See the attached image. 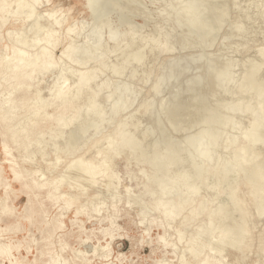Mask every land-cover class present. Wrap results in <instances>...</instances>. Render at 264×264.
I'll return each mask as SVG.
<instances>
[{
    "label": "rangeland",
    "instance_id": "rangeland-1",
    "mask_svg": "<svg viewBox=\"0 0 264 264\" xmlns=\"http://www.w3.org/2000/svg\"><path fill=\"white\" fill-rule=\"evenodd\" d=\"M180 1L39 0L35 6V13L30 18L32 20L22 21L11 14L6 15V20L0 25V54H8L11 51L9 37L20 36L28 43L36 36L41 37L43 30L49 27L44 13L52 9L58 18L65 16L62 26L55 27L56 30L53 29L55 34L60 36L59 44L53 50L55 59L60 57L61 50L70 40L72 44L75 43L76 48H80L79 53L82 50H88V53L92 54V61L89 59L91 62L88 61L85 65L79 66L76 63L69 65L60 59L58 66L41 74L42 76H37L34 79L36 85L29 89L30 100L33 96L35 97L36 89H41V97L49 98L51 94L49 89L51 87L54 89L57 84V74L61 71V67L70 66L83 71L94 70L97 79L91 81L92 88L94 83L95 85L100 84L101 81L109 83L106 82V88L101 89L102 92L97 95V100L105 114L99 124H95L98 123L97 119L95 121L82 118L85 127L83 123L71 125L63 133L62 138H56V140L50 136L48 127L45 129L48 133L40 137V142L43 143L34 145L36 153L29 157H25L21 149H15L8 140L11 155H5L0 134V245H7L8 254H11L0 253V264H9V259H13L17 264H45V262L59 264L63 261L66 264H165V262L179 264L181 260H185L182 264H196L198 259L191 257L184 242L194 235L200 221L202 224L206 219L205 213L183 224L181 219L185 212L181 213L165 228L161 212L153 208L155 197L148 193L154 186L155 180H158V176L161 175L159 173L161 170L157 169L160 167L159 164L163 160H172L181 154L180 156L185 160L182 159V170L192 174L190 176L194 179L191 166L200 159L196 157V152L193 153L195 151L194 147L192 148L193 139L202 134V131L205 135L210 132L206 135L208 137L204 136V142L211 134L217 136V143L211 151L212 161L197 179L200 188L199 198L207 195V198H210L213 192L220 193L229 183L230 176L233 174V165L228 163L234 159L237 162L235 165L238 164L236 167L241 166L238 157L241 150L237 149L236 153H233L231 139L238 145L242 144L244 142L242 132L247 130L246 128L256 115L263 114L257 122V128L252 131L258 138L253 141H251L253 135L249 138L250 147L247 155L250 162L245 166L242 175L251 174L259 165H263L264 168V123H262L264 122V102H262L264 100L261 99V102L257 104L259 99L255 100L256 92H254L258 90V86H260L259 89L264 87V65L260 66L254 81L259 85L255 83L252 85L257 86L254 87L255 89L251 87V84L242 86L245 74L251 70L252 66H258L264 55V0H189L191 4L194 3L192 4L195 6L194 9L197 8L193 18L198 24L194 28H192L193 22L195 23L193 18L189 20L191 23L185 22L179 13L181 5L187 4L188 0H183L184 4ZM28 24H33L34 27L27 26ZM36 24L38 25L35 26ZM67 25L80 29L79 37H74L73 34L71 37L64 38ZM39 26H42V29ZM37 28L42 32H38ZM21 29L22 35L19 32ZM95 36L101 39V50L95 47L97 41ZM4 46L7 47L4 48ZM38 46L30 49L34 50ZM94 56H98L99 59L97 61L92 59ZM99 61H101L100 67ZM226 64L228 66H225ZM113 65H118V68L122 66L118 74L112 73ZM68 75L70 73L66 72L65 77L69 85H72L75 75ZM223 78H228L229 82L226 86L223 85L225 88L222 89L221 79ZM5 86L6 83L0 84V96L4 94ZM125 86L128 90L129 104L127 103V107L124 106L125 108L123 107L116 114H111L109 110L115 99L119 94L124 95L127 91ZM130 89L132 95L131 92L129 95ZM19 95L20 92L15 94L16 97ZM83 100L85 101L84 96L81 98L82 102ZM248 105L252 106L251 111L246 109ZM204 114L206 116H203ZM119 121V126L121 125L128 133H131L136 143H140V149L133 154L127 148L121 149L119 155L111 158L112 164L109 161V174L104 177L95 174L92 178L94 180L91 181L85 178L86 171L82 170L74 175L75 168L72 164L78 156L90 160L94 165L100 163L101 157L106 156L107 159L111 152L105 141L113 133ZM90 124H93L95 128L93 129ZM82 128L87 129L86 132L84 130L82 133ZM48 136L51 138L48 139ZM103 144L104 146H101ZM53 148H57L56 151ZM192 154L195 155L192 157ZM57 157L59 160L56 159ZM153 160L155 163L161 160L158 162V167L151 164ZM15 162L16 169L25 175V180L35 183L48 182V184L41 189L25 188L22 184L23 180H15L11 172L10 166H14L12 163ZM226 166L231 167L227 169ZM213 168L225 170H223V178L219 179L221 184L218 185L217 190L209 188L213 181H216L215 177L210 175ZM153 172L156 173L154 176L150 174ZM55 178L56 180L65 179L60 184L61 187L59 185L55 195L64 194L57 200L48 197L52 182H57ZM246 193V185L238 183L237 194L242 196ZM68 194L74 197L71 199L70 206L66 207L64 198L66 199ZM224 194L220 193L218 200L225 199ZM3 198H5L4 203L1 201ZM245 201L249 203V197H246ZM196 203H198L197 199L194 201V204ZM2 204H7L9 210L3 212ZM212 205L210 207H213ZM248 206L252 212V204ZM227 207L232 208V205ZM232 213L234 215L228 216L229 224L240 223L241 214L237 211ZM253 222L252 238L248 240L251 242L249 248L236 249L226 246L222 249L223 252L221 250L219 253V251L216 252L219 244L214 241L210 244L211 248L213 246L210 252L217 259H221L223 264H264L263 254L259 251V239L264 238L262 232L264 216L254 218ZM178 230H181L183 234L181 240H176ZM162 235H165V241L159 238ZM209 239L210 236L204 235L197 240V243L205 242L206 244ZM175 245L177 248H174ZM180 251L184 256L181 254L178 256ZM205 251L209 252L207 248ZM52 256L57 263L50 260Z\"/></svg>",
    "mask_w": 264,
    "mask_h": 264
},
{
    "label": "bare ground",
    "instance_id": "bare-ground-1",
    "mask_svg": "<svg viewBox=\"0 0 264 264\" xmlns=\"http://www.w3.org/2000/svg\"><path fill=\"white\" fill-rule=\"evenodd\" d=\"M38 2H39V0H0V25L2 23H4V21L6 20L7 14H11V16L16 17V19H21L22 21L23 20H26V21L29 20L34 15L35 10H36L35 6L38 4ZM180 2L182 3L183 0H181ZM180 2L178 4H180ZM188 2H189V0H188ZM188 2H187V4L182 3L184 5H181V11L179 10L180 16L183 18V20L185 22H187V21L191 20V18H193V16L195 15V12H196L195 9H197V8L194 9L195 6L192 5L194 3L191 4L190 2L189 3ZM44 17H45L47 23L49 24V27H48V29L43 28L44 29L43 32L40 30V29H42L41 28L42 26L41 27L39 26L40 29L37 28V30H39L38 32H40V31L42 32L41 37H37L35 34L34 36H36V37H34L33 40H31V42L29 41V43H28L24 38H20V36L19 37L17 36L19 34V32L21 33V35L23 34L22 29H21V31H19L18 34L16 35L17 38H14V37L10 38L9 37V42H10L9 46L11 48V51L8 54H5V53L0 54V84L6 83L5 92H4V94L1 93L2 95L0 96V134L2 136V150L5 153V155H11V148H10V145L7 142V140L12 145L15 146V149H17V150L21 149V151L24 152L25 157L26 156L29 157L30 155L36 153L34 150V145H36V144L38 145L39 143H41L40 137H41V135H44V133H46L45 132L46 128L47 129H48V127L50 128V131H49L51 133L50 136H52L56 140V138L57 139L60 137L62 138L63 133L66 131V129H68L69 126L75 125L77 123H81V125H82V123L84 121V120H82V118H84L86 120L88 118H90V120L94 119L95 121L97 119L98 123L96 122L95 124H99V122L101 120H103V115H105V114H103L104 113L103 107L102 108L100 107V104L97 100V95L100 92H102V91H100L101 89L106 88V85H107L106 82H108V81L103 80L106 82L101 81L100 84H96V85L94 83V88H92L90 86L91 81H93L95 78L97 79V77H96L97 75H96V72L94 70H92V71L84 70L83 71L82 69H79V68L74 69V68H71L70 66L68 68L61 67V71L57 74L58 76H57V80H56L59 83L57 82V84L54 86V89H52V87L49 89V93H51V94H49L50 95L49 98L45 99V98L41 97V95H40L41 89L40 90L34 89L35 90L34 91L35 97L33 96L32 99L30 100L29 89L32 88L34 85H36L34 83V79L41 74L43 75V73L47 72L48 70H51L54 67L58 66L60 59H61V61L65 62L66 64L70 65V63H74V64L76 63L79 66L85 65L86 62H88V61L89 62L92 61L91 60L92 54L88 53V50H86V51L82 50V52L79 53L78 51L80 48L79 49L76 48V45H74L75 43L72 44L71 40L61 50L60 57L58 59L57 58L55 59V57L53 56V50L59 44L60 36H57L55 34L54 30H56L55 27L57 28V27L62 26L63 22L65 21L63 19V18H65V16L63 18H58V16H55V11L52 9V10L45 12ZM34 18H35V16H34ZM215 18H217V17H215ZM30 20H32V19H30ZM33 20H37V19H33ZM192 20L195 21V18H193ZM15 21H17V20H15ZM29 23H31V22H29ZM35 23H36V21H35ZM190 23H189V25H190ZM81 24H82V22H81ZM197 24H198L197 21H195V23L193 22V25L191 24L193 26L192 28H194V26ZM29 25H32V27H34L33 24H28L27 26H29ZM37 25L38 24H36L35 26H37ZM204 25H206V24H204ZM79 28H80V26H79ZM28 29H29V27H28ZM82 29L84 30V27ZM199 31H200V28H199ZM28 32H30V31H28ZM80 33H81L80 29L77 30V28L75 26L67 25L65 27V30H64V34H65L64 38L71 37L73 34H74V37H79ZM15 34H16V32H15ZM97 35H98V33H97ZM88 37L90 38L91 36L89 35ZM95 37H97V36H95ZM95 39L97 40L96 45L94 44L95 47L97 48V50L98 49L101 50L102 43H101L100 37H97ZM165 39L166 38H164V41H165ZM89 41H90V39H89ZM149 41L150 40H148V42ZM164 41H163V43H164ZM93 43H95V42H93ZM155 43L158 44V42H155ZM165 43H166V41H165ZM37 45H39V46L37 48H35L34 50L30 49L32 47L34 48ZM6 47L7 46H4V48H6ZM96 52H98V51H96ZM95 54H97V53H95ZM98 56H99V54H98ZM98 56H94V57H92V59H95L97 61L99 59ZM261 59H262L261 63H259L258 66L257 65L252 66L250 68L251 70H249V72L245 74L244 79L241 78L242 80H244V82L242 83V86L243 85L246 86V85L251 84V87H253V89H255L254 87H257V86H252V85H255V84L259 85L258 83H255L254 81H255V78L257 77L256 76L257 73L260 71V69H259L260 66L264 65V55H263V57H261ZM228 61H229V59H228ZM228 64H226L225 66H228ZM255 64H257V63H255ZM98 65L100 67L101 61L98 62ZM117 66H114L113 68H111L112 73L118 74V72L122 66L120 68H118ZM66 67H67V65H66ZM65 70H67V71H65ZM98 70H100V69H98ZM66 72L70 73V75H68V76H74V75L76 76V79H74L75 76L73 78L74 82L72 81L73 82L72 85L71 84L69 85L68 79L65 77ZM242 74H244V73H242ZM221 75H223L222 72H221ZM220 77L221 76H219V78ZM242 80H241V82H242ZM39 81H41V80H39ZM39 81L37 83H39ZM228 82H229L228 78L227 79H224V78L221 79L222 89L224 87L223 85L226 86ZM258 82H259V80H258ZM253 83H255V84H253ZM111 84H113V83H111ZM127 85H129V84H127ZM130 86H132V85H130ZM242 86H241V89H242ZM259 87L260 86H258V90L254 91V92H256L255 100L259 99L257 104H259L261 102V99L264 100V87L261 89H259ZM111 88H113V87H111ZM134 88H133V90H134ZM122 89H123V87H122ZM125 89L127 90V87ZM131 89L129 91V95H130ZM17 92H20V95L16 97L15 94ZM127 92H128V90L125 92L124 95L119 94V96L115 99V102H113V105L111 106V110H109L111 114H116L124 106L127 107L126 106V104L128 103L127 97H129ZM219 92H220V90H219ZM84 94H86V95H84ZM131 95H132V92H131ZM82 96H84V98H85V101L83 100L84 102L81 101ZM262 102H264V101H262ZM252 106L248 105V107L246 109L251 111ZM232 108H233V106H232ZM120 112H122V111H120ZM262 115L263 114L256 115L253 118V120L250 122L248 128H246L247 130L242 132L241 136L244 139V142L242 144L238 145L236 143V141H234L233 139H231L232 142L230 140V142H231L230 144L232 145V149H233L234 154L236 153L235 151H237V149L241 150V153L238 156L240 158L239 164H241V166L239 168H237L236 166H238V164L235 165L237 162H235V160L232 158H231L232 159L231 162H229L230 160H228L229 163L227 162L229 165L230 164L233 165V169H232L233 174H232V176H230L231 178H230L227 186H225L226 188H223L222 191H220V193H223V194L225 193L224 194L225 199H223L224 202L222 199H221L222 201L220 199H219L220 201L218 200V197L220 196L219 191L213 192V195L210 198L209 197L207 198L208 195L204 196L201 199L198 196L200 188L198 186L199 182L197 183V179H199L201 174L203 172H205V167H207V165H209L211 163L212 158H213L212 157L213 154H211L212 153L211 151L214 149L213 147L217 143V136H215L213 134L209 135V138H207L208 140H206L205 142L203 141L204 136L208 135V133H210V132L207 131L208 133L205 135L202 131V134H200L198 137H196L194 139L192 138L193 139L192 148L194 147L193 150H195V151H193V150L192 151H193V153L196 152L195 153L196 157L198 159H200L199 162L196 161V163H194V164L192 163L193 165L191 164L192 165L191 167L193 168L191 172H193L194 179H192L190 176L192 174L182 170L183 166L181 168V164L183 163L182 162L183 157L180 156L181 154L179 156H176V157L173 156L175 158L172 160L171 159L168 161L163 160L161 164L158 163L161 160H159L156 163L153 160V162L151 163L153 166H156V167H158L160 165V167H158L157 169L161 170V172L159 171V173H161V175L159 174L160 177L158 176V178H157L158 180H155L156 182H155L154 186H152V188L149 189L148 193H151L155 197L153 208L155 210H159L161 212V217L165 221V223L163 224L165 226V228L169 226V223H171L172 220H174L179 215H181V213L185 212L182 215V219H181L182 224L185 223L187 220H190L193 218H198L201 214H203V212L205 213L206 219L203 220L202 224L200 221L198 228H197V231H195L194 235H192L188 239V241L184 242V243H186V247L189 250L191 257L198 259L196 264H223L221 259H217L215 257V255L212 252H210L213 248V246H212V248L210 247V244L214 241L218 242L217 244H219V248H217L218 250H216V252L219 251V253L226 246H229V247L231 246V247L236 248V249H241L243 247L249 248L250 247L249 244L251 242L248 240H249V238H252V229L254 228V222H253L254 218L256 219V218L264 216V168L262 167L263 165H259V166L256 165L258 167L253 172L251 171L252 172L251 174L247 173V175H246V173H244L242 175V173H243L242 171H245V166L247 165V163L250 162L249 156L247 155L248 149L250 147L249 138L253 135L252 131H254L257 128L256 127V125L258 126L257 122L260 121V119L262 118ZM203 116H206V115L204 114ZM157 118H159V116ZM86 120H85V122H86ZM104 120H106V119H104ZM158 120H160V119H158ZM212 121H214V120L212 119ZM223 121H224V119H223ZM226 121H228V120H226ZM119 123H120V121L117 122V125H115L116 128L114 129L113 133L106 138L105 143L108 146L107 148L109 149V152H111L110 155L107 156V159L105 158L106 156L101 157L100 163L97 165L96 164L94 165V164H92V162L90 160H86L82 156H78L77 158L75 157L76 159L75 158H74L75 160L73 159L74 164H72L73 167L75 168L74 169L75 172H74L73 167H72V170H73L72 172L75 173V174L73 173L74 175L78 174L79 170H82V171H86L87 175H85V178L88 180H91V181L94 180L92 178H93V175H95V174H98L99 176L104 177L105 175L109 174V172H108L109 171V165H110L109 163L111 162V164H112V161H110L111 158L113 156L116 157V155H119L121 149L127 148L130 150V152H132V154L140 149V147H141L139 145L140 143H136L134 136L131 133H128L125 128L121 127V125L119 126ZM262 123H264V122H262ZM84 124L85 123H83V127H85ZM93 124H90V125L94 129L95 126H92ZM229 124H230V122H229ZM206 125H207V123H206ZM261 125L262 124H260V128H262ZM101 127H102V125H101ZM173 127H175V126H173ZM263 127H264V125H263ZM86 128H87V126H86ZM96 128H98V127L96 126ZM88 129H89V127H88ZM84 130L82 128V133ZM86 130H85V132H86ZM95 130L97 131L98 129H95ZM95 130H94V132H95ZM80 131H81V128H80ZM257 131H260V130L257 129ZM67 133H68V130H67ZM205 133H206V131H205ZM259 133H257V134H259ZM254 135L252 136L251 141H253V139L258 138V136H256V135L254 136ZM50 136H48V139L51 138ZM259 136H261V135L259 134ZM206 137H208V136H206ZM42 140H43V137H42L41 141ZM190 142H192V141H190ZM227 142H229V141H227ZM188 144H189V142H188ZM230 144H228V145H230ZM101 146H104V144ZM218 146H219V144H218ZM44 147H46V146H44ZM44 147H43V149H44ZM51 147H52V144H51ZM166 147H167V145H166ZM226 147H227V145H226ZM56 149H54V150L56 151ZM95 149H96V147H95ZM188 149H186V150H188ZM37 150H38V148H37ZM177 150H179V149H177ZM38 151H40V149ZM162 151H163V149H162ZM168 153H170V152L168 151ZM238 153H239V151H238ZM253 153L254 152L252 151V154ZM195 154H192V157ZM177 155H178V153H177ZM140 156H142V155H140ZM163 156H164V154H163ZM165 156H167L166 152H165ZM233 157H235V156H233ZM171 158H172V156H171ZM56 159L59 160L58 157ZM157 159H158V157H157ZM157 159H156V161H157ZM194 159H196L195 156H194ZM252 160H253V158H252ZM146 162H147V160H146ZM12 164H14V166L11 165L10 169H11V172L13 174L14 179L19 180V181L23 180L22 184L25 188H27V189H32V188L41 189L45 185L48 184V182H43V183L28 182V180H25V175H22L16 169L17 163L15 162ZM151 164H147V165L150 166ZM216 164L217 163H215V165ZM252 165H254V164H252ZM66 167H68V166H66ZM110 167L112 168V166H110ZM228 167H231V166H228ZM228 167H227V169H228ZM188 168H189V166H188ZM223 168L222 169H217V168L214 169L213 168L210 175H213L215 177L216 181L214 180L213 183L210 185V187L208 186L210 189H214V190L219 189L218 185L221 184V181H219V179H221V177L223 178V174H224ZM248 168H249V166H248ZM157 169H155V170H157ZM35 171H37V170H35ZM35 173H37V172H35ZM143 174H144V172H143ZM150 174L154 176V174H156V173L153 172V174L152 173H150ZM150 179H151V177H150ZM226 179H227V177H226ZM55 180H56V178H55ZM64 180L65 179L60 178L59 180H56L57 182H55V181L52 182L53 185L48 192L49 198H55V200H57L58 198L62 197V195L64 193H62V195L60 193H58V196L55 194H56V191L59 189V185L62 184L63 183L62 181H64ZM0 182H1V177H0ZM152 182H154V180ZM234 182H235V185H233ZM238 183L246 185V187H247V193L246 194H243L242 196L237 194V184ZM209 184H210V182H209ZM5 186L7 188L9 187L8 184H6ZM60 187H61V185H60ZM73 197H74V195L68 194V197L66 199L64 198V200H66V202H65L67 205L66 207L70 206L71 199H73ZM110 197L112 198V196H110ZM246 197H249V201H250L249 203L247 201H245ZM195 199L198 200V203H196V204H194ZM213 199H215L216 202ZM1 201L4 203L5 198H3ZM248 204H252V206H253L252 212L250 211ZM100 205L101 204H99V206ZM210 205H212L213 207H210ZM228 205H232V208L227 207ZM188 206H189V208H188ZM186 208H188L187 211H185ZM1 209L3 210V212H6L9 210L7 204H2ZM233 211H237L238 213L241 214L240 215L241 222L235 224L233 222L234 221L233 220L232 224L233 223L234 224L230 225L228 222V219L233 214L232 213ZM141 215H142V213H141ZM229 215H230V217H228ZM231 219H233V217ZM204 221H205V223H204ZM165 232H167L166 229H165ZM262 232L264 233V226H263ZM176 233H177L176 240L183 239V234H182L181 230H178ZM204 235L210 236V239L206 241V244H205V242L197 243V240L201 236H204ZM159 238L161 240L165 241V235H162ZM169 244H171V243H169ZM175 247H176V245L174 246V248ZM206 248H207V251H209V252L205 251ZM184 249H186V248H184ZM259 251L261 254H263L262 257L264 258V238L263 237H261L259 239ZM222 252H223V250H222ZM0 253H7L8 254L9 253L8 246L1 244L0 245ZM202 253H204L203 257L200 258V255ZM180 254L182 255L183 253H181V251H180L178 256H180ZM8 255H11V254H8ZM182 256H184V255H182ZM219 256H220V254H219ZM50 260H54V263H57V261H55L56 259L53 256L50 258ZM177 261H178V259H177ZM184 261L181 260V263L179 262V264L184 263ZM8 262H9V264H17V262L14 261L13 259H9ZM162 262L163 261L161 260V263ZM166 263L167 262H165V264ZM45 264H46V262H45ZM59 264H66V262L65 261H63L62 263L59 262ZM102 264H108V263H102Z\"/></svg>",
    "mask_w": 264,
    "mask_h": 264
}]
</instances>
